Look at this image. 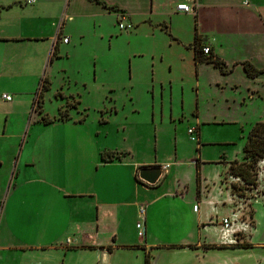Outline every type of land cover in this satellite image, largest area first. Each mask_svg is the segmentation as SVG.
<instances>
[{
    "label": "crops",
    "instance_id": "0c3cea01",
    "mask_svg": "<svg viewBox=\"0 0 264 264\" xmlns=\"http://www.w3.org/2000/svg\"><path fill=\"white\" fill-rule=\"evenodd\" d=\"M98 1L102 4L88 0H36L33 3L0 0V169L3 153H7L9 163V171L0 172V264H145L146 255L149 264H161L162 254L169 251L187 256L190 264H198L202 258L198 251H204L202 246H221V227L219 222L218 238L208 241L204 237L208 231L205 224L212 221L204 217L199 208L194 211L195 202H202L206 214L213 213L215 220L220 213H232L230 189L222 182L228 163L242 159V149L238 159L221 155L203 159L204 145L200 144L197 131L196 142L191 137L190 141L196 143L199 159H180L177 141L169 132H176L175 122L180 123L182 116L174 118L173 107L164 104L163 88L158 103L152 93V103L138 108L131 104L120 109L112 97L106 96L107 105L116 108L107 111L102 101L97 111L99 119L91 123L85 108L81 119H73L75 112L59 118L63 97L57 101L56 115L45 113L44 97L41 113L31 112L26 120L37 84L39 86L40 80L46 77L51 86L52 75L59 73L57 62L70 57L71 52L67 50L86 45L87 33L95 40L101 39L97 36L104 30L96 26L92 18L111 16L116 25L122 19V23L131 24L135 30L139 28L135 19L151 16L154 7L163 8L160 6L163 0ZM170 1L175 8L183 0ZM246 1L198 0L201 6L196 9L195 23L199 11L221 8L243 11L254 8L264 21V15L259 13L264 7L258 0ZM119 16L122 17L119 19ZM167 28L163 23L161 29L167 32ZM232 31L244 37L240 26ZM200 33L197 27L188 47L192 56L196 35L200 48L208 47L218 58L216 47L207 39L203 41ZM63 38H68L67 44L62 42ZM171 40L176 39L171 37ZM241 63H234L232 72L241 67ZM245 85L247 99H263V75L253 80L246 77ZM60 94L73 99L80 109L79 101L63 90ZM3 95L11 100L6 102ZM146 112L149 119L139 117ZM45 117L52 122L44 123L42 118ZM87 123L100 131L95 134L97 138L88 139L94 153L86 158L73 153V147L80 140L68 134H81ZM24 132L26 136L22 138ZM105 153L112 158L102 159ZM190 161L196 164L191 165ZM209 166L219 167L214 178L223 192L219 188L217 197H213L211 189L205 196L201 195L207 186L216 184L208 178ZM146 168L162 171L154 186L138 179V172ZM218 207L223 210L220 212ZM140 210H143L142 216ZM138 222L142 223L139 229ZM252 223L254 228L253 219ZM246 241L250 244L248 238ZM250 245L264 249L263 244ZM188 246L196 249H188ZM175 247L182 249H172Z\"/></svg>",
    "mask_w": 264,
    "mask_h": 264
},
{
    "label": "rangeland",
    "instance_id": "374dc122",
    "mask_svg": "<svg viewBox=\"0 0 264 264\" xmlns=\"http://www.w3.org/2000/svg\"><path fill=\"white\" fill-rule=\"evenodd\" d=\"M258 3L264 7V0H258ZM160 6L163 8H153L151 16L135 19L139 28L128 32L119 31L111 16L92 18L96 26L104 30L97 36L101 39L95 40L92 34L89 36L87 33L88 38H84V42H88L86 45L80 44L81 46L67 50L71 52L69 59L57 62L59 73L52 75L53 82L44 94L46 101L43 111L51 116L56 115L59 107L57 101L63 97L64 104L57 114L59 118L75 112L73 119H81L84 115L82 109L85 108L88 122L91 123L93 119H99L97 111L102 101L107 111L108 108L111 112L116 108L107 105L106 96L112 97L120 109L131 104L138 108L152 103V93L154 101L158 103L163 88L164 104L173 107L174 118L180 119L179 115L182 116L180 123L178 120L175 122L176 132H169L177 141L180 159H199V154L195 152L196 143L190 141L188 129H196L200 134V144L204 145L201 155L203 159H213L219 155L238 159L251 126L264 121V95L263 99H247L246 77L241 67L235 68L228 75H222L210 64H195L188 47L198 27L203 41L207 39L216 47L217 57L224 61L226 69L231 70L234 63L245 61L257 69H264V21L259 18L254 8H246V11L221 8L205 9L203 13L199 11L195 23V13H176L173 1L163 0ZM197 6H201L198 0ZM259 13L264 15V9ZM144 21L147 23L144 24ZM163 23L168 27L167 32L161 29ZM237 25L244 29V37L232 31ZM225 28L231 31H226ZM171 37L176 40L172 41ZM36 89L33 92L34 97ZM62 90L79 101L81 110L74 104L73 99L60 94ZM30 115L31 105L28 106L26 120ZM139 117L149 119L147 112ZM89 123L81 134H68L70 138L80 140L73 147V153L86 158L94 153L88 139L92 136L97 138L95 134L100 131H95V125ZM24 136L26 132L22 138ZM194 136L196 137V133ZM17 151L18 147L14 158ZM6 158L7 153H3L0 172L5 174L9 171ZM190 164L194 165L195 161H190ZM218 168L209 166L208 178H212L216 184L203 189L202 196H205L208 189H211L213 197L218 196L216 191L220 185L214 178ZM261 170L264 174V164ZM263 180L264 178L256 191H245L244 197L237 199L234 195L232 201L230 200L232 213L237 214L240 221L247 217L254 221V228L249 230L248 237L240 236V244H246L248 238L252 245H264ZM230 182V179H225L222 183L228 185ZM195 205L204 217L212 221V224H205V230L208 231L204 233V237L208 241L216 240L220 220L231 214L220 213L215 220L213 213L206 214L202 202H195ZM218 209L220 212L223 210L221 207ZM198 253L203 258L198 264H264V249L261 247L249 250H200ZM160 260L161 264H190L187 256L170 251L163 253Z\"/></svg>",
    "mask_w": 264,
    "mask_h": 264
},
{
    "label": "trees",
    "instance_id": "16d2710c",
    "mask_svg": "<svg viewBox=\"0 0 264 264\" xmlns=\"http://www.w3.org/2000/svg\"><path fill=\"white\" fill-rule=\"evenodd\" d=\"M90 2H94L97 4H102L98 0H88ZM105 7V6H104ZM110 12H117L113 8H106ZM196 22V17H195ZM54 53L52 54V57ZM193 59L195 64L198 63H206L213 66L214 69L219 70L220 74L228 75L231 73L232 70L229 72L226 71V65L221 62L218 58H215L211 52L208 55H203L201 48L198 43L197 36L195 35V43L193 44ZM245 76L248 79H255L261 75L264 76V69H257L254 67L250 62L246 61L240 64ZM50 89V81L46 77H43L40 80V84L36 90L35 97L32 103L31 112H35L40 114L42 110V104L44 99V94ZM58 95V94H57ZM42 121L46 124L51 123L52 120L48 118H42ZM242 159L240 161L234 160L228 163V170L226 172L225 178L226 179H234L235 182H230L228 184V188L230 189V194L232 196L241 198L244 197V193L246 191L250 192L256 190L258 187V165L261 161L264 160V121L255 123L251 129L249 130L245 143L242 148ZM112 158L109 154L105 153L102 154V159ZM197 161V160H196ZM195 161V164H196ZM237 180V181H236ZM199 181V174L196 172V182ZM251 219V218H250ZM252 220V219H251ZM253 225V223H252ZM138 248V247H136ZM188 249L195 250L193 246H188ZM253 247L246 243V244H236L231 247L225 246H214V245H205L202 246L204 251L208 250H221V249H252ZM172 249H182V247H175ZM145 264H149V256H145L144 260Z\"/></svg>",
    "mask_w": 264,
    "mask_h": 264
},
{
    "label": "built area",
    "instance_id": "2783aa9c",
    "mask_svg": "<svg viewBox=\"0 0 264 264\" xmlns=\"http://www.w3.org/2000/svg\"><path fill=\"white\" fill-rule=\"evenodd\" d=\"M36 0H29L28 3H33ZM197 0H183L182 2L178 3L175 6V11L177 13L180 14H184V15H189V14H196V9H197ZM122 16H119V19ZM122 19L119 20L117 26L118 29L120 31H129L132 29L131 25L129 24H124L121 21ZM62 42L64 44L68 43V38H63ZM201 51L203 53V55H208L210 53V49L208 47H201ZM2 99L5 100L6 102H9L11 100V98L7 95H3ZM196 133V137L194 136V134ZM188 135L191 137L192 141L196 142L197 139V130L196 129H189L188 130ZM264 164V160L261 161L258 165L259 168V172H258V187L260 186V183L262 182V178H264V174L263 171L261 170V166ZM231 182H235L234 179H230ZM237 181V180H236ZM264 181V180H263ZM256 189V190H257ZM254 190V191H256ZM232 197H230V200L232 201ZM237 198L238 197H234ZM197 210V207H194V211ZM143 215V210H140V216ZM142 226L141 222H138L136 227L139 229ZM220 227H221V232H220V243L222 246L225 247H231L234 246L236 244L239 243L240 241V236L242 235H247V233L249 232L250 229L253 228L252 225V220L250 219V217H247L246 220H241L238 218L237 214L235 213H231L230 216L226 217V218H222L220 220Z\"/></svg>",
    "mask_w": 264,
    "mask_h": 264
},
{
    "label": "water",
    "instance_id": "95a60500",
    "mask_svg": "<svg viewBox=\"0 0 264 264\" xmlns=\"http://www.w3.org/2000/svg\"><path fill=\"white\" fill-rule=\"evenodd\" d=\"M161 175L162 171L159 168H146L138 172V179L149 186H154Z\"/></svg>",
    "mask_w": 264,
    "mask_h": 264
}]
</instances>
